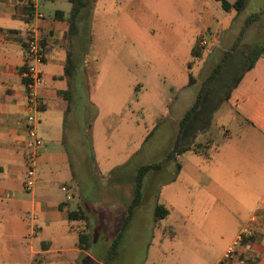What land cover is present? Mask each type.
<instances>
[{
  "label": "rangeland",
  "instance_id": "374dc122",
  "mask_svg": "<svg viewBox=\"0 0 264 264\" xmlns=\"http://www.w3.org/2000/svg\"><path fill=\"white\" fill-rule=\"evenodd\" d=\"M104 1L106 11L94 13L87 60L80 61L84 81L75 78L72 110L57 130L37 122V134L62 140L59 146L46 141V146L60 147L83 172L78 177L92 232L90 252L103 264H216L253 200L242 186L234 188L237 182L243 185V159L233 157L227 167V129L235 132L237 126L228 123V105L219 103L247 61L237 56L226 62L181 135V144L191 149L167 156L179 120L217 63L212 49L228 47L230 25L240 27L259 0H251L238 16L214 0H207L209 9H196L194 0ZM218 27L227 34L221 42L214 37ZM196 43L200 58L191 54ZM146 164L159 167L144 173L141 202L117 237L137 170ZM156 204L168 210L159 220L154 218ZM19 209L14 201L0 202V264H31L26 240L36 242L55 230L53 224L32 219L34 212ZM68 209H78L76 198ZM47 257L54 261V254ZM82 264L93 263L84 258Z\"/></svg>",
  "mask_w": 264,
  "mask_h": 264
},
{
  "label": "crops",
  "instance_id": "0c3cea01",
  "mask_svg": "<svg viewBox=\"0 0 264 264\" xmlns=\"http://www.w3.org/2000/svg\"><path fill=\"white\" fill-rule=\"evenodd\" d=\"M227 1L232 3L235 0ZM35 3L43 15L38 20V25L44 49L41 64L43 78L39 91L43 103L35 115L39 125L44 120L52 131L53 128L57 130L60 125H64V119L72 110L76 93L75 78L78 75L84 81L80 61L85 64L87 60L94 13L98 8L106 11V3L104 0H93L91 5L81 9L75 17H71V3L68 0H36ZM208 3L207 0H194L193 4L196 9H209ZM249 4L251 0H246L244 8L239 12L224 11L235 12L238 16ZM25 5V0H0V202L3 205L5 201H14L20 207V212L31 215L34 212L32 219L44 220L47 224L54 225L55 230L51 235H42L36 242L34 237L26 240L28 254H33L31 264H62L65 261L67 264H82L84 258L93 264H103L90 252L93 248L92 232L87 223L88 214L84 210L85 201L80 194L81 179L78 177L83 172L74 166L72 160L67 159L60 147H56L63 144L62 140L38 133L40 138L44 137L46 140L41 138L44 146L37 155L36 184L31 190L25 189L23 185L26 166L23 142L27 128V109L22 72L25 68L26 32L33 18L32 11L31 20H26ZM254 7L252 14L257 13L258 16L246 26L239 40L236 41L247 17L240 27L230 25V41L225 50L212 49L218 56L217 63L224 59L225 65L237 56L248 61V51L264 44V0H259ZM192 9L194 10L193 7ZM217 24H221V21L217 20ZM224 29L218 27L215 30L214 37L217 41H223L222 37L227 35L222 31ZM199 52L195 57L202 56V51ZM66 59L74 64V72L70 77L64 76ZM64 90H70L72 95L70 111L66 116V102L60 94ZM206 94L207 91L204 96ZM204 100L205 97L203 102ZM221 102L231 110L228 123L237 126L235 132L227 129V167L232 166L233 157L243 159V185H238L237 182L234 188L242 186L253 196V200L249 201L250 211L242 225L248 224L251 234L226 264H264V52L259 54L251 68L242 73L238 82L230 88L227 96L225 93L219 103ZM216 108L217 105L212 106L213 111ZM55 134L57 135L56 131ZM51 140L56 146L48 148L46 141ZM77 142L79 145L81 141ZM233 175L238 178L240 172L235 170ZM73 198L77 199V207L85 215L81 220L70 221L67 218V212L72 210L68 209V204ZM132 219L133 216L130 222ZM77 221H84V224L75 223ZM40 229L39 226L37 230ZM80 231L88 235L86 246L85 241L82 244L79 242ZM32 243H36L35 248ZM51 254L55 256L54 261H47V255Z\"/></svg>",
  "mask_w": 264,
  "mask_h": 264
},
{
  "label": "trees",
  "instance_id": "16d2710c",
  "mask_svg": "<svg viewBox=\"0 0 264 264\" xmlns=\"http://www.w3.org/2000/svg\"><path fill=\"white\" fill-rule=\"evenodd\" d=\"M25 1H26V5H25L26 20L30 21L31 16H32V8H31V4H30L29 0H25ZM68 1L71 3V17H75L80 12L81 9L88 7L93 2V0H68ZM216 1H219L220 6L225 11L235 10L236 12H239L244 8L246 0H235L232 3L228 2L227 0H216ZM257 16H258V14L254 13V14L249 15L245 19L244 25L242 26L236 41L239 40V38L241 37V34L243 33L246 26L248 24H250L254 19H256ZM262 52H264V44L254 46L248 51V61L246 62L244 68L241 70V72L239 73L237 78L234 80L232 85L227 90L226 96L228 95L230 88H232L238 82L242 73L254 65L256 58ZM199 53L200 52L198 49V45L196 43L191 49V54L193 56H197V55H199ZM224 63H225L224 59L222 61L218 62L216 64V66L206 76V78L203 82L204 85H202V87L198 90L196 97L194 99V102L184 112L183 116L179 120L178 133H177L175 141H174L173 151L168 154V156H167L168 159H172L174 157V154H175L174 152L181 153L185 150L191 149L190 145L181 144V135H182L186 125L191 120L192 116L199 110V108L203 102V97H204V94L207 90V86L212 81H214V79L218 76V74L220 73ZM73 72H74V64L71 62V60L66 59V64L64 67V76L70 77L73 74ZM191 79L192 78L190 77V82H191ZM60 94H62L63 99L66 102L65 109H64V115L66 116L70 111V102L72 99V95L70 93V90L61 91ZM64 121H65V119H64ZM208 121H209V119H207L206 123ZM158 167H159V164H146V165H141L138 168L136 178H135V182H134V186L132 189V196H131L130 202L128 203V205L126 207V215L124 217V220H123V223L121 226V230L117 234V237H120L123 234L124 230L127 228L128 224L130 223V220L133 216L135 208L141 202L142 179H143L144 173L150 168H158ZM179 167L180 166L177 165V170L179 169ZM153 212H154L155 220H159L161 218H164L168 214V210L160 204H156L154 206ZM84 217H85V215L81 209L69 210L67 212V218L70 221L81 220ZM78 238H79V242L81 244H82V242L85 241V243H84L85 246L88 245V235L83 234L80 231L78 234ZM114 242H115V240H114ZM113 248H114V243H112V245L109 247V250H113Z\"/></svg>",
  "mask_w": 264,
  "mask_h": 264
},
{
  "label": "built area",
  "instance_id": "2783aa9c",
  "mask_svg": "<svg viewBox=\"0 0 264 264\" xmlns=\"http://www.w3.org/2000/svg\"><path fill=\"white\" fill-rule=\"evenodd\" d=\"M36 0H29L33 11V18L26 32L25 39V68L22 72L25 78L26 88V134L23 142L26 157V169L23 185L25 189L31 190L36 184L37 177V155L44 146L43 140L37 134L36 112L43 103L40 94L42 84L41 64L44 59L43 38L40 33L38 20L42 13L37 9ZM204 43V40L202 41ZM253 220V218L251 219ZM251 234L248 224H245L237 233L232 244L225 250L222 259L216 264H226L236 254L237 247Z\"/></svg>",
  "mask_w": 264,
  "mask_h": 264
}]
</instances>
